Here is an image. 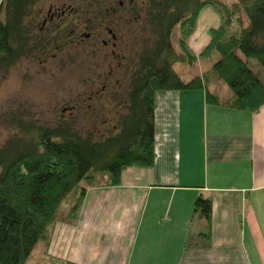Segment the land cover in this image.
Instances as JSON below:
<instances>
[{
    "label": "trees",
    "instance_id": "1",
    "mask_svg": "<svg viewBox=\"0 0 264 264\" xmlns=\"http://www.w3.org/2000/svg\"><path fill=\"white\" fill-rule=\"evenodd\" d=\"M38 1L0 0V71L50 46L49 36L35 43L30 38L35 20L27 19ZM210 4L220 9L223 22L211 29L201 55H220L202 76L185 79L176 65L192 70L198 61L187 39ZM145 15L154 39L139 56L123 112L110 129L82 132L69 119L55 127L29 123L23 135L0 148V264H28L41 240L48 249L62 204L68 205L62 219L76 220L89 186H116L126 168L154 165L158 91L204 89L207 102L246 111L264 105V81L249 65L253 58L264 67V0H149ZM225 85L232 92L227 99L218 92ZM197 212L210 221L211 200L199 196Z\"/></svg>",
    "mask_w": 264,
    "mask_h": 264
},
{
    "label": "crops",
    "instance_id": "2",
    "mask_svg": "<svg viewBox=\"0 0 264 264\" xmlns=\"http://www.w3.org/2000/svg\"><path fill=\"white\" fill-rule=\"evenodd\" d=\"M187 42L206 56L210 41L200 52ZM197 63L190 78L212 67L194 73ZM155 150L153 166L126 168L119 185L88 187L78 218L52 234L49 250L55 242L66 257L52 255L80 264H264V105L246 111L207 102L204 89L160 90ZM199 196L212 202L210 221L194 213Z\"/></svg>",
    "mask_w": 264,
    "mask_h": 264
},
{
    "label": "rangeland",
    "instance_id": "3",
    "mask_svg": "<svg viewBox=\"0 0 264 264\" xmlns=\"http://www.w3.org/2000/svg\"><path fill=\"white\" fill-rule=\"evenodd\" d=\"M119 1L39 0L32 7L31 17L27 19L29 22L35 20L34 28L32 27L34 23L29 24L33 28L30 38H33L32 42L35 43L43 37L41 30L43 12H46L50 5L73 6L79 13L76 23L78 20H87L91 24L99 25L108 20L116 25L122 34L125 33L127 52L131 53L130 59L135 68L144 48L149 47L154 39V34L142 10L139 14H127L125 10L118 9L119 12L116 10L109 18L108 9L118 8ZM242 18L245 22L248 19L245 13L242 14ZM222 22L219 8L211 4L205 6L188 38L191 47L196 52L204 50L211 39V26H219ZM70 25L68 30L76 28L73 22H70ZM38 50L21 57L8 70L0 71V148L9 139L23 135V126L29 123L55 127L61 119H69L74 121L75 126L82 132L91 130L106 132L110 129L116 116L123 112L131 74H118L119 71H115L121 84L117 87L113 85L116 79L114 76L111 80L109 78L110 59L106 55L108 49L102 42L96 41L95 38L85 40L63 49L56 56L50 51L47 57H44L43 46ZM219 55L213 51L199 57L194 73L202 72L203 68L213 65ZM249 65L264 81V67L260 62L251 58ZM176 69L184 73L181 75L185 79H190L189 72L193 69L189 70L182 64L176 65ZM107 81L113 83L112 90L104 91L100 98L93 96L96 89L101 88ZM218 92L225 99L232 93L226 85L225 90L221 89ZM74 105H78L76 110L73 109ZM67 210L68 205L63 203L59 209L58 224L63 220ZM63 251L64 248L56 247L55 242L50 250L49 247L46 249L45 243L41 240L33 250L28 264H64V259L52 257V254L66 257Z\"/></svg>",
    "mask_w": 264,
    "mask_h": 264
},
{
    "label": "flooded vegetation",
    "instance_id": "4",
    "mask_svg": "<svg viewBox=\"0 0 264 264\" xmlns=\"http://www.w3.org/2000/svg\"><path fill=\"white\" fill-rule=\"evenodd\" d=\"M148 3L149 0H120L118 8L111 7L108 9L109 18L116 10L119 12L118 9L125 10L127 14H139L141 10L145 12ZM78 16V9L73 6L63 7L53 4L49 6L46 12H43V22L41 24L43 37H51L49 42L50 46L43 47V56L47 57L50 51H53V55L56 56L67 47L78 45L82 41L95 38L96 41H101L108 49L106 55L110 59L109 65H111L109 72L111 77L109 78L111 80L114 76L116 82L112 84L115 87L119 86L121 80L118 74H131L134 69L132 60L130 59L131 53L127 52L125 33L122 34V31L108 20L101 22L99 25L91 24L87 20H78L76 23L75 20L78 19ZM70 22H73L76 28L73 27L68 30L69 26H71ZM115 71H119V73L117 74ZM112 84L110 81H107L101 88L98 87L96 89L93 96L99 97L104 91L112 90ZM77 108L78 105H74L73 109L76 110Z\"/></svg>",
    "mask_w": 264,
    "mask_h": 264
}]
</instances>
